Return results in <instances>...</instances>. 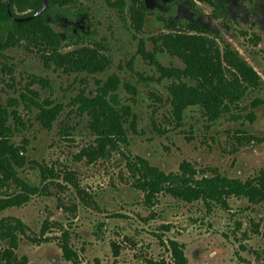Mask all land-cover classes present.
<instances>
[{"label": "rangeland", "instance_id": "rangeland-1", "mask_svg": "<svg viewBox=\"0 0 264 264\" xmlns=\"http://www.w3.org/2000/svg\"><path fill=\"white\" fill-rule=\"evenodd\" d=\"M208 1L145 0L142 29L137 5L128 10L120 0H80L56 10L59 52L93 49L109 62L100 74L49 62L52 49L44 41L20 39L4 47L0 40V105L16 109L25 124L11 141L27 157L19 177L39 188L29 202L0 212V222L17 218L27 226L17 250L26 264L170 262V240L183 246L188 264H264V201L230 196L225 205L187 202L164 191L150 196L142 187L139 158L165 173H181V165L190 164L197 178L264 174V104L250 106L254 98L264 100V2L227 0L217 11ZM185 22L202 24L220 47L231 46L257 68L263 86L244 100L245 110L213 123L196 108L182 122L175 119L170 81L139 48L153 53V39ZM156 58L166 67L182 66L167 53ZM110 76L120 80L118 98L132 106L136 128L106 158L93 161L83 149L96 134L76 99L94 95ZM22 93L30 99L21 101ZM14 99L20 102L11 107ZM38 104L61 108L51 128L37 119ZM251 110L253 122L247 119ZM41 167L51 171L43 175ZM0 186V196L21 190L15 179Z\"/></svg>", "mask_w": 264, "mask_h": 264}, {"label": "trees", "instance_id": "trees-1", "mask_svg": "<svg viewBox=\"0 0 264 264\" xmlns=\"http://www.w3.org/2000/svg\"><path fill=\"white\" fill-rule=\"evenodd\" d=\"M80 0H0V40L4 47H9L20 39L34 42L44 41L51 47L49 62L72 63L75 69L87 74H100L106 71L107 58L93 49L78 50L74 54H61L59 49L62 38L54 29L57 22L55 11L66 9ZM120 0L128 10L137 5V27L142 29L149 8L145 0ZM215 1V0H214ZM213 0L210 2L214 3ZM264 1V0H263ZM122 7V6H121ZM124 8V7H122ZM156 48L153 53L139 50L144 57L153 60L160 78L169 80L168 91L171 95L175 119L183 121L189 109L196 108L209 123H213L234 110L243 111L241 104L255 91L261 90L263 80L257 68L243 58L229 45L219 46L208 35L206 28L196 22H185L180 30L167 32L153 39ZM170 54L177 57L182 66L166 67L156 58L157 54ZM120 80L110 76L108 81L91 96L79 94L77 103L82 112L90 117L88 126L96 134L94 144L83 149L85 156L96 161L106 158L110 150L118 148L119 142H126L130 129L135 130V113L132 106L119 101L117 90ZM134 91V89H133ZM29 94L34 93L28 90ZM21 101L30 99L28 94H20ZM19 99L12 100L14 107ZM133 102L135 100L133 99ZM264 104L262 98H254L252 108ZM37 119L46 128H51L60 114L59 106L38 104ZM256 114L253 110L247 119L253 122ZM25 124L16 109L9 110L0 105V184L9 179L18 181L20 192L0 196V212L22 206L30 201L32 195L39 193V188L19 177V169L27 163V157L21 154L17 144L12 142L15 133L20 132ZM142 173V187L148 189V195L154 196L162 191L171 196L193 202L196 200L216 201L226 204L230 196L245 197L251 202L264 201V174L255 179L229 178L221 174L197 178L190 164L181 165V173H165L146 160L138 159ZM42 174L50 172L41 167ZM1 188V186H0ZM27 226L17 218H5L0 222V264H26V257H18L19 241L25 237ZM7 244V245H6ZM172 260L154 261L153 264H188L184 248L175 240L169 241ZM64 252L70 251L63 246Z\"/></svg>", "mask_w": 264, "mask_h": 264}, {"label": "flooded vegetation", "instance_id": "flooded-vegetation-1", "mask_svg": "<svg viewBox=\"0 0 264 264\" xmlns=\"http://www.w3.org/2000/svg\"><path fill=\"white\" fill-rule=\"evenodd\" d=\"M210 1L211 0L208 1L209 6L212 7V9H216L217 11H220V9H223L224 8V4L226 3L227 0H215V1L213 0L214 3L210 2ZM260 1H263V0H260ZM206 30H207V28H206ZM207 32H208V30H207Z\"/></svg>", "mask_w": 264, "mask_h": 264}]
</instances>
